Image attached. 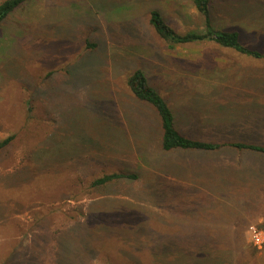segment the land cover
Instances as JSON below:
<instances>
[{
  "label": "rangeland",
  "instance_id": "obj_1",
  "mask_svg": "<svg viewBox=\"0 0 264 264\" xmlns=\"http://www.w3.org/2000/svg\"><path fill=\"white\" fill-rule=\"evenodd\" d=\"M154 9L205 27L193 0H26L0 22V264H264V153L162 150L128 86L144 69L186 136L264 145V57L168 46ZM211 15L264 52V0ZM114 172L136 178L93 184Z\"/></svg>",
  "mask_w": 264,
  "mask_h": 264
},
{
  "label": "trees",
  "instance_id": "obj_2",
  "mask_svg": "<svg viewBox=\"0 0 264 264\" xmlns=\"http://www.w3.org/2000/svg\"><path fill=\"white\" fill-rule=\"evenodd\" d=\"M26 0H4L0 3V22L6 18L10 12L23 4ZM212 0H193V4L204 18L205 27L203 30L178 31L170 25L159 9H154L150 13V23L155 28L158 36L164 40L168 46L174 47L178 44L213 41L218 45L234 49L242 54H249L254 57H264V52L252 49L243 44L241 34L238 29L218 28L212 22L211 15ZM92 45V44H90ZM128 86L133 96L139 102L145 103L156 112L161 127L160 146L162 150L171 151L174 149L213 151L224 146L240 147L264 153V145L246 142L220 143L213 140L194 138L184 135L177 125L176 114L167 99L150 82L146 71L142 68L136 69L128 79ZM16 134L0 141V149L9 145ZM122 177L136 178L134 174L109 173L94 179V185L106 184L114 179ZM66 237V236H65ZM121 249H118L120 251ZM117 251V252H118ZM121 259L128 260L130 257L125 252H118ZM126 256V257H125Z\"/></svg>",
  "mask_w": 264,
  "mask_h": 264
},
{
  "label": "built area",
  "instance_id": "obj_3",
  "mask_svg": "<svg viewBox=\"0 0 264 264\" xmlns=\"http://www.w3.org/2000/svg\"><path fill=\"white\" fill-rule=\"evenodd\" d=\"M250 230V234H251V239L253 241V243L258 246L261 247L264 244V232L263 230L257 228L256 226L252 225L249 228Z\"/></svg>",
  "mask_w": 264,
  "mask_h": 264
}]
</instances>
